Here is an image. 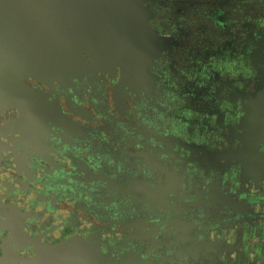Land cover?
<instances>
[{
	"label": "flooded vegetation",
	"instance_id": "1",
	"mask_svg": "<svg viewBox=\"0 0 264 264\" xmlns=\"http://www.w3.org/2000/svg\"><path fill=\"white\" fill-rule=\"evenodd\" d=\"M151 56L0 43V264H264V0H146Z\"/></svg>",
	"mask_w": 264,
	"mask_h": 264
},
{
	"label": "water",
	"instance_id": "2",
	"mask_svg": "<svg viewBox=\"0 0 264 264\" xmlns=\"http://www.w3.org/2000/svg\"><path fill=\"white\" fill-rule=\"evenodd\" d=\"M145 1L0 0V43L73 65L85 46L113 59L151 56L160 46Z\"/></svg>",
	"mask_w": 264,
	"mask_h": 264
}]
</instances>
